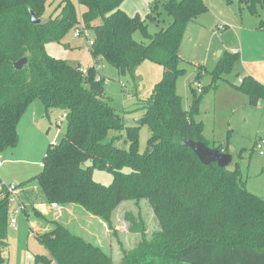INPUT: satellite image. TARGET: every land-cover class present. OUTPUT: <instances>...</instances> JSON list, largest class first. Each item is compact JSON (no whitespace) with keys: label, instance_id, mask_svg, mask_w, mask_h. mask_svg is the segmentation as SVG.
Listing matches in <instances>:
<instances>
[{"label":"trees","instance_id":"trees-1","mask_svg":"<svg viewBox=\"0 0 264 264\" xmlns=\"http://www.w3.org/2000/svg\"><path fill=\"white\" fill-rule=\"evenodd\" d=\"M123 1L77 0L85 7L79 21L74 1L64 0L59 15L44 22L45 0H0V156L18 146L20 123L34 102L44 105L48 118L60 111L67 120L61 142L46 153L43 171L13 186L21 190L16 200L26 220L34 214L51 225L42 233L31 228V235L49 254L37 262L116 264L102 246L50 218L37 204L72 206L76 214L87 213L113 230V216L123 203L146 201L160 229L151 237L142 229L141 240L131 250L118 241L123 256L120 264H264V198L247 189L240 164L234 169L203 165L185 145L186 140L201 142L231 154L228 145L206 140L204 124L198 121L207 89L194 95L190 110L184 109L177 91L186 73L181 67L185 60L180 55L181 43L189 24L206 13L204 0L167 2L173 22L150 35L148 45L134 37L140 30L147 31L145 21L123 11ZM238 1L253 13L258 9L264 13V0ZM31 12L42 20L40 24L32 22ZM79 29L91 33L89 50L96 66L108 62L132 77L146 61L162 66L161 82L139 104L144 116L136 126L128 125L106 100V77L95 68L88 70L91 88L86 89L87 74L48 54V43L61 42ZM259 29H264V18ZM24 58L27 65L16 70L14 64ZM239 58V53H233L220 59L215 77ZM238 89L253 107L264 97V86L251 77H244ZM143 125L148 126L150 138L147 151L140 153ZM111 132L115 137L105 144ZM95 170L111 173L112 184L97 183ZM11 187L0 181V264L5 263L2 252L8 246ZM126 218L134 225V215ZM138 219L141 224L140 215Z\"/></svg>","mask_w":264,"mask_h":264},{"label":"rangeland","instance_id":"rangeland-1","mask_svg":"<svg viewBox=\"0 0 264 264\" xmlns=\"http://www.w3.org/2000/svg\"><path fill=\"white\" fill-rule=\"evenodd\" d=\"M63 1L45 0L41 19L47 22L58 16L59 5ZM73 1L81 21L85 7L79 5L77 0ZM169 1H123L121 8L130 16H140L147 25V31L140 30L135 34L138 42L148 45L150 35L171 25L173 18L165 8ZM204 3L207 7L206 13L189 24L181 43L180 55L185 59L181 67L186 73L179 79L177 91L182 96L184 109L190 110L194 95L200 96L195 80L199 69H202L199 83L202 91L207 89L208 92L201 105L198 121L204 124V135L210 142L216 141L229 146L234 158V163L229 168L234 169L236 164H240L247 189L264 198V156H261L254 146L256 137L264 136L261 128L264 111L261 107L249 105V98L238 89L243 76L242 53L240 60L230 66L229 70L222 72L218 77L213 74L220 59H226L235 50L241 52V43L251 52L250 55L262 54L258 44H264L261 39L263 36L258 35H263L264 30H259L258 26L264 18V13L261 9L253 13L242 7L238 0H204ZM89 36L86 40L85 36L76 37L72 32L61 42L48 43L46 50L53 58L64 60L80 69L95 68L99 76L106 77V100L123 115L128 125L136 126L144 116L139 104L147 100L155 86L161 82L162 66L146 61L138 68L134 77L121 74L108 62L103 61L96 66L89 50L91 33ZM84 86L86 89L91 88L89 74L84 75ZM66 126L67 120L62 112L56 111L48 118L44 105L39 100L34 102L22 118L18 146L1 155V182L7 186H18L38 176L44 169L43 162L49 147L61 142ZM114 137L115 133L111 132L105 139V144L110 143ZM149 138V128L143 125L139 133L140 153L147 151ZM86 166H90V163ZM125 172L129 173L130 170ZM93 179L99 184L109 186L113 182V175L95 170ZM20 192L21 190H16L12 194L13 197L16 199ZM37 207L50 218L68 224L77 234L85 235L92 243L102 246L112 254L116 264H120L123 257L118 241L124 244L125 249L131 250L141 240L142 229L145 228L149 237L160 229L153 209L146 201H141L138 205L134 202L123 203L113 216V230H109L102 221L87 213L84 216L76 214L72 206L40 203ZM127 214L134 215V225L126 218ZM12 215H15L17 227L9 224L8 246L2 252L4 264H43L38 263L37 258L49 254L31 235V228L42 233L48 231L51 225L34 214H31L30 221H27L15 201L11 202L10 217ZM139 215L141 224L138 223ZM137 224L139 230L135 226ZM27 255H31L32 259L28 260Z\"/></svg>","mask_w":264,"mask_h":264},{"label":"crops","instance_id":"crops-1","mask_svg":"<svg viewBox=\"0 0 264 264\" xmlns=\"http://www.w3.org/2000/svg\"><path fill=\"white\" fill-rule=\"evenodd\" d=\"M123 10V9H122ZM124 11V10H123ZM127 13V12H126ZM259 29V26H258ZM243 30V29H240ZM260 30V29H259ZM264 30V29H263ZM263 35H258V37H262L261 39L264 41V31L262 33ZM259 47V52H261L262 54L259 55H250L251 52H248L247 49H245L243 43H241V52L239 50H235L233 53H239L241 55L242 53V57H243V63H242V71H243V76L242 79L244 77H251L252 79H254L256 82H258L259 84H261L262 86H264V44H258ZM254 51V50H253ZM255 53V51H254ZM240 60V59H239ZM238 60V61H239ZM202 71V70H201ZM241 79V80H242ZM247 96V95H246ZM248 97V96H247ZM249 98V97H248ZM250 105V104H249ZM264 111V97L261 98L258 101L257 106H255V108H260ZM21 124V123H20ZM20 127V126H19ZM262 132L264 133V119H263V123H262ZM264 135V134H263ZM263 136H258L256 137V140L254 142V146L256 141L261 138ZM206 138V137H205ZM206 140H208L206 138ZM209 141V140H208ZM220 143V142H219ZM234 163V158H233V162ZM244 179V176H243ZM1 181V180H0ZM2 183V182H1ZM3 184V183H2ZM254 193V192H253Z\"/></svg>","mask_w":264,"mask_h":264},{"label":"water","instance_id":"water-1","mask_svg":"<svg viewBox=\"0 0 264 264\" xmlns=\"http://www.w3.org/2000/svg\"><path fill=\"white\" fill-rule=\"evenodd\" d=\"M31 16L32 22L34 24H40L42 22V20L38 19V17L33 12H31ZM27 62L28 60L24 58L16 62L14 67L16 70L20 71L27 65ZM185 145L193 150L203 165L211 166L212 164L216 163L222 168H227L233 162V156L231 154H226L217 149H210L204 143L186 140Z\"/></svg>","mask_w":264,"mask_h":264},{"label":"built area","instance_id":"built-area-1","mask_svg":"<svg viewBox=\"0 0 264 264\" xmlns=\"http://www.w3.org/2000/svg\"><path fill=\"white\" fill-rule=\"evenodd\" d=\"M154 1H158V0H154ZM76 37H81V36H85L86 40L89 38V35L87 33L82 32V29L77 30L75 33ZM89 44H92V41H89ZM81 72L83 74H87L88 70L87 69H81ZM197 92L200 94L202 92V86L200 83H197ZM255 149L259 151L261 156H264V136L259 138L256 143H255ZM1 158V156H0ZM2 164V162L0 161V165ZM10 191L12 192V194L16 191L14 189V187L12 186L10 188ZM12 201H16V199L13 197ZM19 208V207H18ZM20 211V209H19ZM10 225L12 227H17V220L15 219V215H12V217H10ZM28 260L32 259L31 255H27L26 257Z\"/></svg>","mask_w":264,"mask_h":264}]
</instances>
